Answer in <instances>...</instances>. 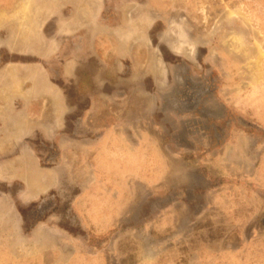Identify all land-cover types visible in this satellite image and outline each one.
I'll use <instances>...</instances> for the list:
<instances>
[{
	"label": "rangeland",
	"instance_id": "1",
	"mask_svg": "<svg viewBox=\"0 0 264 264\" xmlns=\"http://www.w3.org/2000/svg\"><path fill=\"white\" fill-rule=\"evenodd\" d=\"M44 2L0 0V71L37 58L6 43L33 48ZM82 6L91 10L73 19L85 27L69 38L70 14L47 21L57 58L89 46L83 73H104L121 94L94 130L80 125L88 102L77 88L96 84L68 83L81 108L73 152L33 137L36 166L0 167V264H264V0L55 7ZM38 179L57 182L39 190Z\"/></svg>",
	"mask_w": 264,
	"mask_h": 264
},
{
	"label": "crops",
	"instance_id": "2",
	"mask_svg": "<svg viewBox=\"0 0 264 264\" xmlns=\"http://www.w3.org/2000/svg\"><path fill=\"white\" fill-rule=\"evenodd\" d=\"M57 2L58 0H50L49 3H40V7L35 8L44 23L38 26V30L35 29L37 32L33 34V48L21 45L20 41L19 46H15L10 40L6 43L10 52L23 55L32 53L37 57L34 61H11L7 68L0 71V167L11 169L7 172L11 175L26 174L30 162L36 166L35 159L39 160V157L35 148L29 144L30 138L39 137L43 141L56 144L62 158L69 156L74 150L73 146L80 141L68 129L69 120L81 109L79 104L71 99L68 83L76 84L79 80L81 82V79L91 77L92 85L96 84L88 86L82 83L77 88L78 93L86 97L88 102L79 117L80 125L90 126L94 130L97 129L92 126L98 128L102 125L97 121L98 113L103 111V105L110 100L115 101L121 94L120 90L109 92L106 89L104 73L91 76L89 73H83V55L88 52L89 46L84 49V45H81L80 50L75 51L76 57L71 54L69 58H57L59 50L55 28L48 31L47 21H52L59 11H62V14H70L71 18H64L60 23V31L66 33L67 37L69 29L82 31L85 27L83 22L77 25L73 16L83 15L91 10L89 6H82L71 8L69 13H64L62 9L55 7ZM158 67L159 72L163 73L160 65ZM59 80L63 82L59 83ZM51 170L52 176L56 174V167ZM56 182L57 179L45 182L38 179L35 184H38L39 190H48L53 188Z\"/></svg>",
	"mask_w": 264,
	"mask_h": 264
},
{
	"label": "bare ground",
	"instance_id": "3",
	"mask_svg": "<svg viewBox=\"0 0 264 264\" xmlns=\"http://www.w3.org/2000/svg\"><path fill=\"white\" fill-rule=\"evenodd\" d=\"M189 55H190V54H189ZM158 62H159V61L157 60V63H158ZM157 63H156V64H157ZM157 65H158V64H157ZM158 66H159V65H158Z\"/></svg>",
	"mask_w": 264,
	"mask_h": 264
}]
</instances>
